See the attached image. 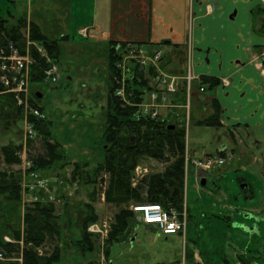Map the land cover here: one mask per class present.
<instances>
[{
	"label": "rangeland",
	"instance_id": "1",
	"mask_svg": "<svg viewBox=\"0 0 264 264\" xmlns=\"http://www.w3.org/2000/svg\"><path fill=\"white\" fill-rule=\"evenodd\" d=\"M5 1L10 9L2 6L0 16L8 18L10 13L14 21L4 20L9 24L22 25L20 33L25 36L28 31L30 35V23L25 19V14L30 13L27 10L30 0ZM57 5L60 7L58 10L54 5L49 8L41 5V10L33 7L32 11L33 16L39 14L42 21L45 19L46 27L55 29L46 38L59 42L60 57L55 64L57 81L29 84L28 89L30 93L41 94L38 102L43 111L40 112L50 122L52 141L60 143L61 150H64L63 159L33 176L28 169L37 157L46 156L45 140L36 133L33 138L24 137L28 122L0 118V173H9L13 177L12 181L7 182V190L0 196V264H22V250L30 247V244L24 243L30 226L27 214L35 219L39 214L37 208L42 204L52 206L51 216L55 217L58 229L54 233L44 232L43 242L36 252L44 256L58 254L55 264H264V209L258 217L246 216L243 211L249 207L264 208V138L236 127L234 133L237 138H244L239 143V139H231L228 129L201 125L200 121L213 113V105L210 103L209 111L205 105L197 106L192 102L195 88L200 89L199 84L205 78L192 72L190 41L184 52V72H169L160 65L162 59L157 64L164 76H176L175 82L180 83L181 92L177 97L170 98L173 101L167 98L163 101L159 97L154 104L165 114L168 122L180 120L184 124V153L187 160L206 155L222 158L225 155L217 153L221 151V145L226 146L230 160L209 172L198 169L195 176L187 172L184 178L183 208L187 212L184 234L162 235L140 223L134 213L128 231L131 232L130 240L126 241L129 239L126 235L121 242L112 245L105 243L120 208L132 210L134 206L148 204L129 202L116 206L105 201L109 174L97 166L107 149L104 132L108 129L105 124L108 86L120 72L116 71L117 74L110 80L107 62L109 50L106 53L103 43L76 34L69 41L60 43L62 30L57 22H62L63 15L70 17L66 8L69 6L73 9L72 15L75 17L77 12H82L86 23L91 0L75 1L70 5L60 2ZM32 43L41 46L35 40ZM189 76L200 80H190ZM143 79L148 81L150 87L149 77ZM126 85L124 99L127 101ZM145 93L139 103L147 104L150 108L151 92L145 90ZM196 93L200 95L204 92ZM118 98L124 103L120 96ZM171 105L174 110L169 107ZM121 136L127 144L132 145L136 141L134 133L127 130H123ZM4 146L20 147L16 153L18 163L5 161L1 151ZM254 156L261 160L255 162ZM164 157L168 159L167 155ZM171 160L140 158L131 176L132 186L135 187L143 176L162 172L170 166ZM75 164L78 167L74 168ZM202 179L204 185L200 184ZM15 191L19 197L15 196ZM141 195L145 197V191ZM92 210L97 219L86 228V233L91 237L92 250L84 252L82 225ZM255 227L259 229L258 234H246ZM5 244L10 246L6 248Z\"/></svg>",
	"mask_w": 264,
	"mask_h": 264
},
{
	"label": "crops",
	"instance_id": "2",
	"mask_svg": "<svg viewBox=\"0 0 264 264\" xmlns=\"http://www.w3.org/2000/svg\"><path fill=\"white\" fill-rule=\"evenodd\" d=\"M59 1L70 5L81 0ZM59 1H29L27 10L30 13L25 14V19L44 37L55 29L46 27L45 19L42 21L39 14L33 16V7L38 11L42 6L54 5L58 10ZM2 6L10 9L5 0H0V9ZM66 9L70 17L63 15L62 22H57L62 30L61 38H64L60 43L76 34L103 43L107 53L109 42H137L149 53L160 49L163 52L160 65L173 74L184 72V52L190 41L192 72L211 79L209 82L216 81L214 87L211 82L200 95L196 87L192 102L197 106L203 104L210 111L211 101H216L220 107L217 127L228 129L231 139L237 138L236 127L264 138V33L261 32L264 0H91L86 23L82 12H77L76 18L72 15L73 9L69 6ZM11 17L10 13L8 18L0 16L12 23ZM149 81L152 87L154 82ZM180 86L177 83L178 90ZM242 140L239 139V143ZM220 149L217 153L224 152V163L228 162L230 155L226 153V146L221 145ZM253 160L261 159L254 156ZM189 173L195 176L194 170L190 169ZM262 209L249 207L243 211L246 216L258 217ZM258 233L255 227L246 234Z\"/></svg>",
	"mask_w": 264,
	"mask_h": 264
},
{
	"label": "trees",
	"instance_id": "3",
	"mask_svg": "<svg viewBox=\"0 0 264 264\" xmlns=\"http://www.w3.org/2000/svg\"><path fill=\"white\" fill-rule=\"evenodd\" d=\"M261 14L264 16V9L261 10ZM20 27H22V25L9 24V22L0 18V48L9 49V46L6 44L10 41L12 42V45H15V47L20 50V52L24 51V42L19 31ZM29 28L31 40H35L41 44L47 57L50 59L51 64H57L60 57L59 42L48 41L47 38L38 31L37 27L32 24H30ZM261 32L264 33V26L261 27ZM124 45L125 43L123 42L114 41L109 42L108 44V71H110V80L115 74H117L115 64L118 61V55L115 50L117 47H122ZM30 50L33 59L30 66L31 86L34 83H41L44 81V70L50 64L46 62L45 58L40 57L34 48H30ZM262 64L264 67V58ZM143 77L144 75L142 72L134 71L131 79L127 78L125 89L127 101L124 103H122L114 93L116 87L114 81L109 80L105 113V124L108 129L106 128L107 131L104 132L107 149L104 151L102 162H99L100 165L98 164L99 166H97L101 167V169H104L107 171L106 173L109 174L108 186L104 192L105 201L108 203H114L116 206H122L129 202L141 205H160L167 210L173 208L182 213L185 209L183 208V201L185 202L184 178L186 166L184 153L186 148L184 124H182L180 120L168 122L166 119H163L160 114H158L157 119H152L148 114L137 119V113L140 108L139 102L143 100V95H146L145 90L150 92L165 91L164 88L161 87L162 84H159L158 82H154V87H149L148 81L146 79L144 80ZM203 80L210 81L211 79L209 80L205 78ZM211 82H213L211 85L213 84L214 87L216 81ZM180 92L181 89L179 87L178 94ZM30 98L36 106L39 105V100L35 97L33 92L30 93ZM211 103L213 105V113L207 118H204V120H201L200 123L203 126L218 128L217 126L220 125V107L214 100L211 101ZM39 109L40 111H43L42 107H39ZM0 118L21 120V109L16 106L13 95L3 93V87L1 84ZM29 122L32 124L36 135L39 134V137H43L45 140L44 145L46 148V156L37 157L32 161V165H30L28 169L32 175H35L36 172H41L45 168L62 161L64 150H61L60 143L52 141L53 134L51 131V125L46 118H35L31 116L29 117ZM123 130L134 133L136 136L134 144L131 145L124 142L121 136ZM31 140L32 139L28 141ZM19 149V146L2 147L1 151L5 161L9 164L18 163L19 159L16 153ZM218 154L223 155L224 152ZM164 155H167L169 160L172 159L170 161V166L162 172L143 176L142 180L133 187L131 184V176L139 159L142 157H150L167 161L168 159L166 160ZM204 157H210V155ZM76 167H78L77 164H75L74 168ZM12 180L13 177H11L9 173H0V185H2L0 188V196L7 190V182ZM12 187L14 188V186ZM143 191H145V197L141 195V192ZM15 196H20H18L17 191H15ZM37 202L40 203L39 200ZM37 209L39 214L35 219L31 214H27L30 226L28 227L27 235H25L24 243L30 244V247L26 246L22 250V264H55L58 260V254L44 256L39 255L36 252V248L43 242L44 232L47 231L54 233L56 232L55 230L58 229L55 217L51 216L53 208L52 206H44L42 204ZM133 216L134 212L132 210L120 208L118 213L114 216L115 222L111 226L110 231H108L105 243L112 245L113 243L121 242L126 235L129 238L126 241H129L131 232L128 231L130 230ZM86 219L87 220H85L82 225L83 239L81 240L83 247H85V249L82 248V251L84 252L92 250V244L90 241L91 237L86 233V228L90 223L97 219V215L92 210L91 213L87 215ZM150 227L157 231L155 227ZM17 236L18 235H16V237ZM9 246V244L4 245L6 248ZM12 264L18 263L14 262Z\"/></svg>",
	"mask_w": 264,
	"mask_h": 264
},
{
	"label": "built area",
	"instance_id": "4",
	"mask_svg": "<svg viewBox=\"0 0 264 264\" xmlns=\"http://www.w3.org/2000/svg\"><path fill=\"white\" fill-rule=\"evenodd\" d=\"M20 35L24 42L23 52H20L10 41L6 44L9 46V49L0 48V84L3 87V93L13 95L16 106L21 109V121L29 123V125H26L24 137L33 138L35 136V131L32 124L29 122V117L43 118V115L40 109L31 100L28 89L30 84V66L33 62L30 48H34L39 56L45 58L46 62L50 64L44 70V80L55 82L57 78V69L55 64H51L43 47H39L37 44L32 43L28 31L25 36L24 33H20ZM115 51L118 55V61L115 67L117 71L120 72L118 77L114 80L116 86L115 95L118 97L120 96L123 101H125L124 87L130 71L151 69V72H153L152 75L154 76L153 79L159 84H162V86L164 85V92L152 91L149 95L152 103L150 108L153 107L154 109L149 110L150 108L147 104H142L140 106L142 110H138L137 113L138 118L148 114L152 119H157L160 111L156 108L157 105L154 103L159 97H161L163 101L166 98L170 101L171 95L175 92L176 79V76L166 77L159 71L157 64L161 59L162 52L158 50L148 54L142 46H136L131 43H126L122 47H117ZM189 78L190 80L198 79H193L192 76H189ZM186 89L188 91V88ZM203 90L204 88L202 87L199 89L200 92ZM169 107L174 108L173 105ZM191 158L188 160L186 159L185 176L189 169H202L208 171L212 166L220 165L224 162L223 159L213 157H205L202 159ZM133 210L141 214V219L145 224L153 225L162 235L170 236L184 234L187 219L183 213L173 208L167 210L160 205H152L139 208L134 206Z\"/></svg>",
	"mask_w": 264,
	"mask_h": 264
},
{
	"label": "bare ground",
	"instance_id": "5",
	"mask_svg": "<svg viewBox=\"0 0 264 264\" xmlns=\"http://www.w3.org/2000/svg\"><path fill=\"white\" fill-rule=\"evenodd\" d=\"M123 43H131V44H134V45H136V46H142L145 50H146V52L148 53V54H151V53H149L148 51H147V49L145 48V46H143V45H141V44H139V43H137V42H123ZM133 72L134 71H130V73H129V75H128V77L127 78H131L132 77V75H133ZM153 74V73H152ZM143 75H144V78H147V77H149V80H153V82H155V83H157V81H155L154 79H152V75L150 74V75H147V74H145V73H143ZM203 79V78H202ZM201 79V80H202ZM198 80H200V79H198ZM198 80H196V82L198 81ZM196 82H195V84H196ZM127 83V82H126ZM154 83V84H155ZM210 83L211 82H209V81H202V83H200L199 85H200V87H202V88H204V90L202 91V92H204L207 88H209V86H210ZM192 86V85H191ZM151 87V86H150ZM152 87H154V85L152 86ZM161 87L162 88H164V85L162 86L161 85ZM193 87V86H192ZM164 90H165V88H164ZM177 91H178V87H177V82H175V92L171 95L172 97H176V94H177ZM190 91L192 92V90H191V88H190ZM198 91H199V89H198ZM161 93V92H160ZM190 100V99H189ZM218 156V155H217ZM210 157H212V156H210ZM205 158V157H204ZM217 158H219V159H223L224 160V162H225V158L224 157H222V158H220V157H217ZM200 159H202V158H200ZM223 162V163H224ZM222 163V164H223ZM221 165V164H220ZM216 166H218V165H214V166H212L210 169H213V168H215ZM190 170V169H189ZM189 170L187 171L188 173H189ZM187 175V174H186ZM146 206H152V205H145V206H137V208H139V207H146ZM132 210H133V208H132ZM133 212L135 213V214H137L136 216H137V218H138V220L140 221V223H143L144 225H146V226H151V225H148V224H145L143 221H142V219H141V214H139V213H137V212H135L134 210H133ZM183 214H184V216H185V218L187 219V212H186V210L184 209V211L182 212ZM138 221V222H139Z\"/></svg>",
	"mask_w": 264,
	"mask_h": 264
},
{
	"label": "water",
	"instance_id": "6",
	"mask_svg": "<svg viewBox=\"0 0 264 264\" xmlns=\"http://www.w3.org/2000/svg\"><path fill=\"white\" fill-rule=\"evenodd\" d=\"M36 97H37V98H40L41 95L37 93V94H36ZM169 128H172V127H169ZM203 184H204V181L202 180V181H201V185H203Z\"/></svg>",
	"mask_w": 264,
	"mask_h": 264
}]
</instances>
